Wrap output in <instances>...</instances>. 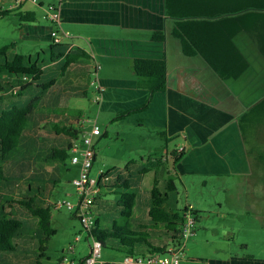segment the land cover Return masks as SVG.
<instances>
[{"label": "crops", "instance_id": "0c3cea01", "mask_svg": "<svg viewBox=\"0 0 264 264\" xmlns=\"http://www.w3.org/2000/svg\"><path fill=\"white\" fill-rule=\"evenodd\" d=\"M172 3L178 12L237 13L252 7L255 0H173ZM49 6L58 10L59 30L68 33L60 43L67 45L68 50L84 53L95 64L94 72L98 77L95 89L99 93L96 102L100 108L117 116L147 104L142 111L119 121L138 131L146 129L155 142L154 147L144 148L146 154L141 158L142 166L148 165V159L155 153L165 154L168 158L172 150L183 146L184 155L171 167L169 176L178 179L190 175L232 177L248 181L253 175V161L241 135L239 119L264 97V70L257 73L250 61L259 58L258 55L264 57L252 41L237 36L236 45L249 62V68L237 79L224 80L201 56L183 53L181 41L172 36L174 20L165 14V0H0V15L9 11L4 18H13L14 32L9 44L13 43L15 48L17 41H23L31 49L39 47V50H28L23 55L46 51L51 44L53 25L44 18ZM20 13L32 14L35 21L20 23L17 17ZM154 33H162L164 38L153 40ZM252 44L253 52L257 54L251 56ZM137 59L165 60L166 82L162 91L151 94L149 81L136 76L132 63ZM61 63L44 66L45 79L50 70L64 76L66 71H60ZM77 64L67 68V72H74ZM67 95L70 99L77 94ZM80 117L77 113L63 114L64 122L72 125L75 120L80 121ZM131 161L128 160L124 167ZM140 167L129 165L128 168ZM158 171L163 172L162 168ZM154 172H148L153 174L152 182ZM131 185L137 189L138 196L145 190L142 178L132 180ZM243 247L239 252L229 250L225 256L207 258L201 264H264V258L245 252L247 247ZM186 259L184 256L183 261Z\"/></svg>", "mask_w": 264, "mask_h": 264}, {"label": "rangeland", "instance_id": "374dc122", "mask_svg": "<svg viewBox=\"0 0 264 264\" xmlns=\"http://www.w3.org/2000/svg\"><path fill=\"white\" fill-rule=\"evenodd\" d=\"M3 18H0V47L12 42L8 40L14 32L13 18ZM242 36L248 39L246 35ZM17 44L13 50L18 54H27L28 50H39V47L31 49L23 41H17ZM250 47L251 56L257 54L253 52V44ZM257 57L259 58L250 61L252 68L259 73L264 70V59L259 55ZM45 58L46 55L41 53L40 61ZM94 67L92 61L81 60L74 72L66 70L62 77L50 70L46 80L55 79V86L49 88L45 94L39 92V89L37 93L34 91V95L27 94L21 99L9 97L0 99V110H8L13 104L16 106L31 104L33 107V114L28 116L29 123L26 128L31 135L23 142L21 149L11 156L9 166L14 176L10 177L7 174L5 176L12 180L15 178L14 180L18 182L19 174L25 172L26 180L27 177L29 180V176L34 178L30 182L38 183L39 187L49 190V187L53 186L49 202L66 199L75 204L77 201L71 180L76 175L78 167L71 164L69 159L51 165H42L39 162V158L44 157L46 153L40 141L37 142V137L39 140H45L47 138L45 134L51 132V128L58 122L59 126L67 125L63 120V114L77 113L81 116L80 123L74 126L82 132L91 130L95 123L102 133L94 138L96 161L93 162L91 169L92 177H96L100 171L106 174L110 172L111 177L120 176L128 160L142 166L141 158H145L146 154L144 148L156 145L146 129L138 131L134 127H125L120 124V120H112L115 114L100 108L96 102L99 93L95 89V79L98 77L95 75ZM67 94L77 95L69 99ZM34 96L41 99L31 101ZM45 118L48 119L41 124L42 127L45 126L44 129L36 131L33 127L38 120ZM253 136L254 133L251 134V137ZM48 139L52 145L56 144L55 137L49 136ZM247 147L250 149V145L247 144ZM249 157L253 161L250 153ZM26 160L29 162L26 163ZM152 176V173L142 176L145 190L137 196L132 215L126 214L128 207L123 204L120 195H102L93 210L94 217L99 220V228L111 230L113 227L127 226L134 231H144L140 226L147 225L149 220L147 211ZM171 176L176 190L168 192L167 207L177 211L186 209L188 205L193 207L189 217L194 223L190 227V234L182 241L180 247L182 260L179 264H201V261L207 258L225 256L229 250L239 252L244 249L243 245L247 247L245 252L264 258V166L256 167L253 163V175H249L248 181L245 179L244 182L232 177L201 178L190 175L178 179L174 175ZM250 178H253V182H250ZM160 179L159 188L162 192H167L164 183L167 177L162 174ZM54 181L58 183L55 184ZM116 192L121 190L117 189ZM2 196L5 197L4 194ZM12 211L25 225L20 237L13 240V251L0 253V264H58L68 245L74 246V252L66 255L70 259L77 260L87 254L88 242L90 243L91 239L79 220L64 208L52 209L50 227L55 234L42 243V236L38 233L36 235V219L20 210ZM157 230L147 229V232L156 236ZM77 235L80 240L75 242L74 238ZM148 242L153 246H162L164 239L148 237ZM101 254L106 261L122 257L120 253L110 248H102ZM184 256L187 257L185 261Z\"/></svg>", "mask_w": 264, "mask_h": 264}, {"label": "trees", "instance_id": "16d2710c", "mask_svg": "<svg viewBox=\"0 0 264 264\" xmlns=\"http://www.w3.org/2000/svg\"><path fill=\"white\" fill-rule=\"evenodd\" d=\"M172 2L173 0H165V14L174 20L172 36L181 41L182 51L186 56L195 54L201 56L209 68L220 78L224 80L237 79L249 68V62L235 42L239 35H246L255 44L257 52L264 57V0H255L252 7L241 9L237 13L234 11L178 12ZM9 13V11H5L0 16L4 17ZM17 17L20 23L35 21L34 16L29 13H20L17 14ZM163 38L162 33H154L152 36V39L156 41ZM13 49V43L0 47L1 100L6 97L21 99L27 94L34 95V91L37 93L36 91L39 89V92L44 93L55 86V79L50 81L45 79L42 68L46 65L61 61L60 71H66L81 59H89L84 53L68 50L67 45L54 41H51L46 51L41 52L46 55V58L41 61L40 52L23 55L12 52ZM132 68L137 77L149 81L151 94L165 88V60L137 59L133 61ZM40 99L41 97L34 96L31 101L36 102ZM146 106L145 103L139 107L131 108L115 116L113 121L140 112ZM32 109L31 104L23 106L13 104L8 110H0V253L13 251V240L20 237L21 230L25 225L22 220L14 216L12 210H20L36 219V235L42 236L41 243L55 234V231L50 227L53 207L49 204L54 187H49V190L42 186L39 187L38 183L30 182L34 179L30 176L29 180L27 177V181L24 177L25 172L19 174L18 182L14 177L15 180H12L5 176V174L10 177L14 176L9 166L11 156L15 151L21 149L23 142L31 135L26 128L29 123L28 116L33 114ZM48 118L38 120L33 128L36 131H42L45 126L42 127L41 124H44ZM78 121L79 119L75 120V124H78ZM58 124L60 123L58 122L51 128V132L45 135L62 137L65 138L64 141L57 140L56 144L52 145L49 139L39 140L37 137V142L40 141L39 143L42 144L46 153L44 157L39 158L42 165H51L69 159L71 142L82 135V131L76 129L72 124L61 126ZM239 129L245 143L250 145V149L248 147L247 149L253 157L254 165L262 168L264 166V97L241 115ZM252 133H254L253 137H251ZM34 135L36 134L34 133ZM169 155L170 157L166 158L165 154L161 156L154 154L148 159V165L133 170L128 168L129 165L136 166L135 161H131L117 177H111L110 172L107 174L103 172L98 177L99 193L95 198V207L97 200L102 195H120L123 204L128 207L126 214L129 216L133 213L138 196L137 189L132 187L131 181H138L150 170L155 171L152 187L149 190L148 224L140 226L144 231H134L127 226L102 230L99 228V220L96 218L95 225L89 234L101 243L102 248H110L124 256L164 252L168 247L177 248L182 245L181 228L186 209L172 210L167 207V201L168 192L176 190L174 181L169 176V170L182 158L184 153L172 150ZM28 162L26 160V163ZM160 168L163 172L158 171ZM162 174L167 177L164 182L167 192H162L159 188ZM105 179L107 181L109 179V181L105 182ZM109 182L110 184H107ZM53 183L58 182L54 181ZM117 189L121 192L117 193ZM3 194L5 197L2 196ZM73 215L75 216V214ZM147 229H158V234L151 235ZM148 237L163 238L164 244L153 246L148 242Z\"/></svg>", "mask_w": 264, "mask_h": 264}, {"label": "built area", "instance_id": "2783aa9c", "mask_svg": "<svg viewBox=\"0 0 264 264\" xmlns=\"http://www.w3.org/2000/svg\"><path fill=\"white\" fill-rule=\"evenodd\" d=\"M44 18L53 25L50 34L52 41L60 43V39L63 36H68L67 32L64 33L58 28L59 13L56 7L49 6ZM96 101H99V98H97ZM100 135L101 131L94 123L91 130L82 132V135L77 140L71 142L69 160L71 164L78 167L75 177L71 180L77 198L76 203L72 204L66 199H58L49 202L53 209L64 208L68 212L75 214L83 229L88 233L89 236H87L91 239V242H88V252L84 257L79 260L68 258L66 255H70L74 252V246L68 245L58 264H179L182 259L180 256L182 252L180 247L182 245L177 248L168 247L164 252H151L143 255H124L118 260H103L101 243L89 234L96 220L93 215V210L95 208V198L99 193L97 180L98 177L103 174L102 171H100L96 177H92L90 174L95 159L93 139ZM183 150L184 147L180 146L176 149V152L180 153ZM192 209L193 207L188 205L183 215L184 222L181 228L183 239L190 234V227L194 223V220L189 217V212L192 211ZM79 240V235L75 236L74 241L78 242Z\"/></svg>", "mask_w": 264, "mask_h": 264}]
</instances>
